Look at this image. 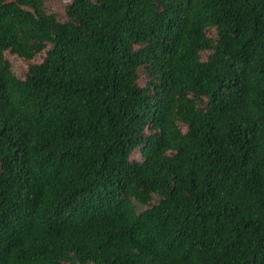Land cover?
Wrapping results in <instances>:
<instances>
[{
    "label": "trees",
    "instance_id": "16d2710c",
    "mask_svg": "<svg viewBox=\"0 0 264 264\" xmlns=\"http://www.w3.org/2000/svg\"><path fill=\"white\" fill-rule=\"evenodd\" d=\"M0 264H264V0H0Z\"/></svg>",
    "mask_w": 264,
    "mask_h": 264
},
{
    "label": "rangeland",
    "instance_id": "374dc122",
    "mask_svg": "<svg viewBox=\"0 0 264 264\" xmlns=\"http://www.w3.org/2000/svg\"><path fill=\"white\" fill-rule=\"evenodd\" d=\"M69 2L70 0H46L49 10L57 13L60 19H64L65 7ZM210 33L212 32L210 31ZM8 58L11 61L12 69L16 76L24 77L28 70L29 64L13 55H8ZM42 58L43 55H40L36 61L39 62ZM153 203H157V199H155Z\"/></svg>",
    "mask_w": 264,
    "mask_h": 264
}]
</instances>
